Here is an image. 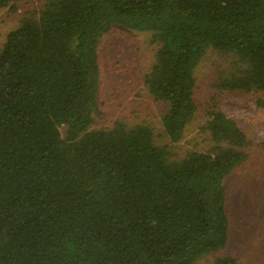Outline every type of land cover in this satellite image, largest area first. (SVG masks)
<instances>
[{
    "label": "trees",
    "instance_id": "obj_1",
    "mask_svg": "<svg viewBox=\"0 0 264 264\" xmlns=\"http://www.w3.org/2000/svg\"><path fill=\"white\" fill-rule=\"evenodd\" d=\"M115 25L158 42L143 82L172 144L209 48L234 58L217 89L264 92V0H45L0 48V264H196L227 245L224 181L252 140L214 104L211 144L178 158L147 124L91 129Z\"/></svg>",
    "mask_w": 264,
    "mask_h": 264
},
{
    "label": "rangeland",
    "instance_id": "obj_2",
    "mask_svg": "<svg viewBox=\"0 0 264 264\" xmlns=\"http://www.w3.org/2000/svg\"><path fill=\"white\" fill-rule=\"evenodd\" d=\"M45 0H11L0 7V48L9 31L25 17L36 14ZM158 42L151 32L113 26L100 42L101 84L99 113L91 129L111 128L116 122L126 126L149 125L156 143L166 145L177 158L211 144L202 129L212 104L234 119L252 140L248 158L225 178L226 207L230 218L227 245L209 253L196 264H215L233 257L237 264H264V92L222 91L215 87L233 68V56L209 48L196 69L194 99L197 111L183 139L175 144L164 135L162 115L165 105L155 100L144 85L143 76L155 62Z\"/></svg>",
    "mask_w": 264,
    "mask_h": 264
}]
</instances>
